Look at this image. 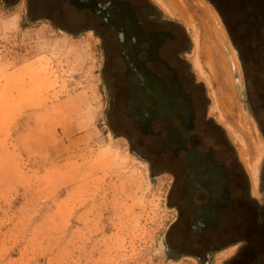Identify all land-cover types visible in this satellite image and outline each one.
<instances>
[{
  "label": "rangeland",
  "instance_id": "374dc122",
  "mask_svg": "<svg viewBox=\"0 0 264 264\" xmlns=\"http://www.w3.org/2000/svg\"><path fill=\"white\" fill-rule=\"evenodd\" d=\"M150 1L190 38L208 132L238 195L250 187L261 205L264 233V118L249 110L240 64L264 71V41L251 45L246 26L231 34L243 18L234 0H183L189 21ZM240 1L264 18V0ZM77 13L67 0H0V264H196L165 251L171 176L111 133L103 47Z\"/></svg>",
  "mask_w": 264,
  "mask_h": 264
},
{
  "label": "flooded vegetation",
  "instance_id": "af4514ba",
  "mask_svg": "<svg viewBox=\"0 0 264 264\" xmlns=\"http://www.w3.org/2000/svg\"><path fill=\"white\" fill-rule=\"evenodd\" d=\"M96 1L107 22L89 10L77 14L103 47L109 129L151 173L171 176L168 202L176 215L165 235L167 255L214 264L235 247L223 264H264V249L253 246L264 242L263 228L254 225L261 205L250 202V187L238 195L220 142L208 132L186 30L150 0ZM240 57L245 100L261 124L264 71Z\"/></svg>",
  "mask_w": 264,
  "mask_h": 264
},
{
  "label": "trees",
  "instance_id": "16d2710c",
  "mask_svg": "<svg viewBox=\"0 0 264 264\" xmlns=\"http://www.w3.org/2000/svg\"><path fill=\"white\" fill-rule=\"evenodd\" d=\"M234 1L235 2L231 6V10H237L243 18H241V20L239 21L234 17L236 21L235 23H233L232 29H230V31H232L231 34L234 32L237 33L240 26H246L250 31L251 45H257L261 41H264V18H262L258 11H255L252 8L251 3L240 0ZM260 29L262 30L261 35L256 33Z\"/></svg>",
  "mask_w": 264,
  "mask_h": 264
},
{
  "label": "bare ground",
  "instance_id": "6f19581e",
  "mask_svg": "<svg viewBox=\"0 0 264 264\" xmlns=\"http://www.w3.org/2000/svg\"><path fill=\"white\" fill-rule=\"evenodd\" d=\"M171 8L173 9L174 12H176V14L181 17V18H185L186 20L189 21V13L186 7V4L184 3L183 0H168ZM200 5V4H199ZM217 19V18H216ZM218 22V20H217ZM225 121V120H224ZM247 147L242 146V158L245 161V164L248 168L249 173H253L254 171V167H255V159L253 160V162H251V159L248 158L247 154H248V149H246ZM257 151V149H256ZM258 156V154H257ZM254 192H256L255 188H254Z\"/></svg>",
  "mask_w": 264,
  "mask_h": 264
},
{
  "label": "water",
  "instance_id": "95a60500",
  "mask_svg": "<svg viewBox=\"0 0 264 264\" xmlns=\"http://www.w3.org/2000/svg\"><path fill=\"white\" fill-rule=\"evenodd\" d=\"M70 5H72L77 12H81L82 10H89L93 14L100 16L103 18L105 22H107V17L106 15L103 14L102 11H99L96 6H97V1L96 0H67Z\"/></svg>",
  "mask_w": 264,
  "mask_h": 264
}]
</instances>
